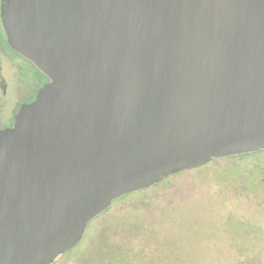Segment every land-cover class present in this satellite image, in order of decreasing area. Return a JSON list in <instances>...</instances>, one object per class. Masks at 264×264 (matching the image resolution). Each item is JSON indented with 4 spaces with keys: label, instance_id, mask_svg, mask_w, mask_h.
I'll use <instances>...</instances> for the list:
<instances>
[{
    "label": "water",
    "instance_id": "water-1",
    "mask_svg": "<svg viewBox=\"0 0 264 264\" xmlns=\"http://www.w3.org/2000/svg\"><path fill=\"white\" fill-rule=\"evenodd\" d=\"M48 79L0 129V264H48L126 194L264 150V0H2Z\"/></svg>",
    "mask_w": 264,
    "mask_h": 264
},
{
    "label": "rangeland",
    "instance_id": "rangeland-1",
    "mask_svg": "<svg viewBox=\"0 0 264 264\" xmlns=\"http://www.w3.org/2000/svg\"><path fill=\"white\" fill-rule=\"evenodd\" d=\"M0 110L14 98L3 73ZM48 264H264V150L213 159L115 199Z\"/></svg>",
    "mask_w": 264,
    "mask_h": 264
},
{
    "label": "flooded vegetation",
    "instance_id": "flooded-vegetation-1",
    "mask_svg": "<svg viewBox=\"0 0 264 264\" xmlns=\"http://www.w3.org/2000/svg\"><path fill=\"white\" fill-rule=\"evenodd\" d=\"M2 6L3 1L0 0V84L5 91L7 83L3 73L8 71L15 82V91L14 98L5 99V108L0 110V129L11 127L18 110L24 104L33 101L38 90L48 81L31 61L15 51L8 43L2 22Z\"/></svg>",
    "mask_w": 264,
    "mask_h": 264
},
{
    "label": "trees",
    "instance_id": "trees-1",
    "mask_svg": "<svg viewBox=\"0 0 264 264\" xmlns=\"http://www.w3.org/2000/svg\"><path fill=\"white\" fill-rule=\"evenodd\" d=\"M246 155V154H245ZM240 156H244V155H239L238 157H240ZM126 196H127V194H126Z\"/></svg>",
    "mask_w": 264,
    "mask_h": 264
}]
</instances>
